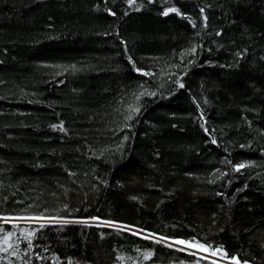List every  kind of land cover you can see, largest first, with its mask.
I'll list each match as a JSON object with an SVG mask.
<instances>
[{"label":"trees","instance_id":"obj_1","mask_svg":"<svg viewBox=\"0 0 264 264\" xmlns=\"http://www.w3.org/2000/svg\"><path fill=\"white\" fill-rule=\"evenodd\" d=\"M41 215L0 264H264V0H0V217Z\"/></svg>","mask_w":264,"mask_h":264},{"label":"rangeland","instance_id":"obj_2","mask_svg":"<svg viewBox=\"0 0 264 264\" xmlns=\"http://www.w3.org/2000/svg\"><path fill=\"white\" fill-rule=\"evenodd\" d=\"M9 220L10 221H23L25 219L10 218ZM3 221H4L3 219H0V222H3ZM27 221H35V220H27ZM140 234L145 236V237H150V238H153V239H156V240H160V238L157 237V236H152V235L144 234V233H140ZM161 242H164V243H166V244H168L170 246H173V247H175L177 249L192 253V254H194L196 256H199L201 258H204V259H207V260H211V261H213L215 263H219V264H239L237 262V260L226 259V258H224L222 256H219L217 254L209 252V250L206 247L199 248V247L195 246L194 243L193 244H178V243H175V241H170V240H162Z\"/></svg>","mask_w":264,"mask_h":264},{"label":"snow or ice","instance_id":"obj_3","mask_svg":"<svg viewBox=\"0 0 264 264\" xmlns=\"http://www.w3.org/2000/svg\"><path fill=\"white\" fill-rule=\"evenodd\" d=\"M129 3L131 4V3H134V0H129ZM170 11H177L176 9H174V8H170L169 9ZM165 15H167L168 14V12H165L164 13ZM145 75H149V73H145ZM181 87H183V85H180ZM144 93H141V95H143ZM139 109L137 108V109H135V111H138ZM131 117H129V119H130ZM61 129H63V125L61 124L60 126H59ZM242 167H244V165H239V166H237V170L239 169V168H242ZM21 219H25V220H35V221H40V220H43V219H45L42 215L41 216H37V217H27V216H25V217H20ZM0 219H3L5 222H8V220H9V218L8 217H0ZM44 226V224L43 223H40V227H43ZM0 231H4L2 228H0ZM135 234V233H134ZM12 235V233L11 232H9V233H7L6 235H5V237H4V243L5 244H7L8 243V237H10ZM21 235L23 236V238L24 239H29V237L30 236H32V235H34V232H32V231H28L27 232V234H25V231L24 230H22V232H21ZM162 240H164V238L163 237H161L160 238V240H158L157 242H161ZM175 243H178V244H195V246H197V247H199V248H204V245L203 244H200L198 241H196V242H192V241H185V240H177V241H175ZM9 247H11V245H9ZM5 250H7V249H5Z\"/></svg>","mask_w":264,"mask_h":264}]
</instances>
